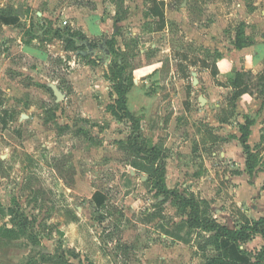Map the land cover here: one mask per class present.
Returning <instances> with one entry per match:
<instances>
[{"label":"rangeland","instance_id":"obj_1","mask_svg":"<svg viewBox=\"0 0 264 264\" xmlns=\"http://www.w3.org/2000/svg\"><path fill=\"white\" fill-rule=\"evenodd\" d=\"M263 11L264 0H0V264H206L239 246V264H264L262 234L234 243L191 227L190 207L158 187L204 200L202 223L264 218V67L236 71L226 55L255 41ZM247 118L251 176L237 137Z\"/></svg>","mask_w":264,"mask_h":264},{"label":"trees","instance_id":"obj_2","mask_svg":"<svg viewBox=\"0 0 264 264\" xmlns=\"http://www.w3.org/2000/svg\"><path fill=\"white\" fill-rule=\"evenodd\" d=\"M240 45V44H239ZM239 47H243L242 46H239ZM124 86H121V85H117L116 87V91L118 93V101L117 103L119 105H123V107H121L122 109H125L126 106H125V103L123 101V97H124ZM126 110V109H125ZM126 113V112H125ZM127 116L133 121V132L136 130V118L134 116H132V114H127ZM253 124V121L249 118L246 119V122L241 125L240 127V131H241V137H240V141L243 145V147L245 148V150L248 152L249 156L247 158V172L249 174H252L253 171H254V165L252 164V162L250 163V161H253L252 159V152L250 151V145L248 144V139H249V136H250V133H251V125ZM131 140H132V137H131ZM151 149V159L150 161L152 162H156L158 159H161L162 156H161V150H158L156 148H150ZM149 151V150H148ZM147 153V152H146ZM156 173H159L161 174V179L163 180V176H164V166L162 167L161 165H157V168H156ZM158 182V181H157ZM158 187L165 192H169V193H176L178 195V197L180 199H182L186 205L188 207H190L191 209V212L189 214V225L191 227H198V228H201L203 227L205 230L207 231H212V232H215V237L216 238H220V237H226V238H229V240H231L232 242L236 243L237 241L238 242H248L249 240H251L253 238V236L256 234H262L264 236V229L261 228V224L264 223V218H262L261 220H253L252 222H248V223H245L244 225H242L241 227L239 228H229L228 226L224 225V224H221L220 222H218L217 220H215L214 218H203L204 219V222H200L199 221V210H198V207H197V203L199 202H202L204 200H201V199H196L194 197H190V198H187L185 196H182V195H179L178 192H174V191H171V190H168L165 183L164 182H160L159 180V184H158ZM198 201V202H197ZM239 252H243V250H240L238 249ZM243 256H246V255H243ZM242 256V257H243ZM241 258V257H240ZM233 258H230V259H226L222 254H220L218 257H213V258H209L208 259V262L206 264H239V261L240 260H231ZM245 264H259V263H245Z\"/></svg>","mask_w":264,"mask_h":264},{"label":"crops","instance_id":"obj_3","mask_svg":"<svg viewBox=\"0 0 264 264\" xmlns=\"http://www.w3.org/2000/svg\"><path fill=\"white\" fill-rule=\"evenodd\" d=\"M262 14L264 16V11ZM250 17L251 18L254 17V19H257V14L254 13ZM255 23L257 24V30H256L257 34L255 37L256 38L255 41L253 43H251V45H249V46L245 45L242 48H237L236 46L235 47L232 46V48H234V49H231V51H229V53L226 54L228 56V59H229V62L227 60V65H228V63H229V65H236V67H237L236 71L244 72L247 70L249 72L254 73V75L260 73L261 69L263 70V67H264V17L255 21ZM220 88L221 87H217V90ZM211 90L216 91L213 89H211ZM245 98H246V101H243L244 104H246V102L250 100L247 103V105H253L256 101L250 95L245 96ZM209 101H211V100L208 99V102ZM210 116H211V118H209V119H214V121H218L216 117L212 118V117H214L212 114ZM225 126H227V125H225ZM226 129H230V128H228V126H227ZM250 129H253V128L250 127ZM236 131L237 130H234L235 133H236ZM238 132H240V130H238L237 133ZM237 137L240 139L241 132H240V135L237 134ZM207 144H210V143H207ZM246 169H247V167H246ZM244 171H245V169H244ZM249 175L250 174L248 173V176ZM238 249L243 250V252H239L238 250L234 249L233 251L235 252V254H237V256L233 257V259L240 260V257H242L244 255V249L245 248L243 246H239Z\"/></svg>","mask_w":264,"mask_h":264},{"label":"water","instance_id":"obj_4","mask_svg":"<svg viewBox=\"0 0 264 264\" xmlns=\"http://www.w3.org/2000/svg\"><path fill=\"white\" fill-rule=\"evenodd\" d=\"M56 94H57L58 98L62 97V95L60 93H58L57 91H56Z\"/></svg>","mask_w":264,"mask_h":264}]
</instances>
